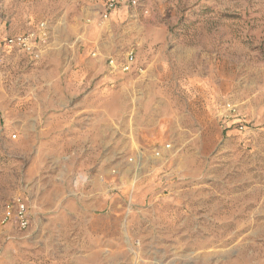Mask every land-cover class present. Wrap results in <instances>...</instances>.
Masks as SVG:
<instances>
[{"label": "rangeland", "instance_id": "rangeland-1", "mask_svg": "<svg viewBox=\"0 0 264 264\" xmlns=\"http://www.w3.org/2000/svg\"><path fill=\"white\" fill-rule=\"evenodd\" d=\"M137 1L0 0V264H264V0Z\"/></svg>", "mask_w": 264, "mask_h": 264}, {"label": "built area", "instance_id": "built-area-1", "mask_svg": "<svg viewBox=\"0 0 264 264\" xmlns=\"http://www.w3.org/2000/svg\"><path fill=\"white\" fill-rule=\"evenodd\" d=\"M129 5L136 7L137 0H106L104 9L101 13V18L108 19L112 12L117 10L120 6ZM50 28L46 22L40 23L37 28L30 30L24 34L10 36L4 40V44L8 49L16 50L27 54L28 56L38 59L44 48L50 42ZM108 71L111 74L115 73H132L136 62L137 53L134 48L130 49L123 62H118L115 58H109ZM139 73H143V69H137ZM231 112L235 108L228 106ZM242 128V127H241ZM32 224L31 208L27 205L26 200L17 195L4 204V220L3 225H15L18 230H27Z\"/></svg>", "mask_w": 264, "mask_h": 264}, {"label": "crops", "instance_id": "crops-1", "mask_svg": "<svg viewBox=\"0 0 264 264\" xmlns=\"http://www.w3.org/2000/svg\"><path fill=\"white\" fill-rule=\"evenodd\" d=\"M30 31V30H29ZM50 32H51V29H50ZM21 34H23V33H21ZM17 35H20V34H17ZM12 36V35H11ZM14 36V35H13ZM51 36V35H50ZM8 37H10V36H8ZM8 37H6V38H8ZM5 38V39H6ZM4 39V40H5ZM4 42V41H3ZM49 45V44H48ZM48 47V46H47ZM20 52V51H19ZM22 54H24L25 56H28L27 54H25V53H23V52H21ZM43 54H44V52H42V54H41V56H43ZM29 58H30V56H28ZM141 67L138 65V62H136V65H135V67H134V69H133V71H132V73H139L138 72V70L137 69H140ZM143 69V68H142ZM132 73H130V74H132Z\"/></svg>", "mask_w": 264, "mask_h": 264}]
</instances>
